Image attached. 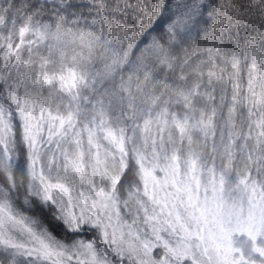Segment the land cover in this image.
<instances>
[{
  "label": "snow or ice",
  "instance_id": "1",
  "mask_svg": "<svg viewBox=\"0 0 264 264\" xmlns=\"http://www.w3.org/2000/svg\"><path fill=\"white\" fill-rule=\"evenodd\" d=\"M0 264H264V0H0Z\"/></svg>",
  "mask_w": 264,
  "mask_h": 264
}]
</instances>
